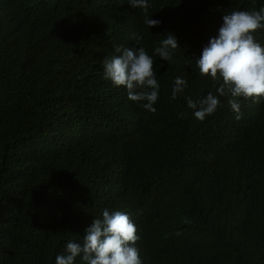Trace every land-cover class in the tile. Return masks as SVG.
Wrapping results in <instances>:
<instances>
[{
    "label": "trees",
    "instance_id": "obj_1",
    "mask_svg": "<svg viewBox=\"0 0 264 264\" xmlns=\"http://www.w3.org/2000/svg\"><path fill=\"white\" fill-rule=\"evenodd\" d=\"M148 2L159 26L128 0H0V264H55L105 208L134 221L143 264H264V100L237 120L221 96L204 121L186 100L217 94L196 59L223 15L264 0ZM115 45L153 56L155 113L104 78Z\"/></svg>",
    "mask_w": 264,
    "mask_h": 264
},
{
    "label": "clouds",
    "instance_id": "obj_2",
    "mask_svg": "<svg viewBox=\"0 0 264 264\" xmlns=\"http://www.w3.org/2000/svg\"><path fill=\"white\" fill-rule=\"evenodd\" d=\"M133 8L144 13V24L159 26L161 21L148 16V0H128ZM218 35L210 38L196 59L201 76L220 82L217 94L209 92L199 100L186 97L187 107L195 118L204 121L223 107L219 97H226L236 119L242 118L240 98L254 102L264 100V46L257 42L255 33L264 29V7L258 11L233 10L224 14ZM131 39L138 44L142 36L133 34ZM264 43V42H263ZM179 49L173 34L159 42L154 52L163 60L171 62ZM116 55L103 61L104 78L117 87L127 90L128 98L142 108L155 113L159 99L160 84L156 78L154 59L143 46L123 47L115 45ZM186 80L176 77L171 99L184 92ZM185 114L180 113L183 117ZM138 228L131 217L121 210L105 208L101 217H95L85 228L82 243L69 241L64 254L55 258V264H143L139 248Z\"/></svg>",
    "mask_w": 264,
    "mask_h": 264
}]
</instances>
